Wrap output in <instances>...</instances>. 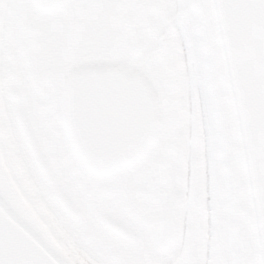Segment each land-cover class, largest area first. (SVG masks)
Here are the masks:
<instances>
[{"label": "flooded vegetation", "instance_id": "1", "mask_svg": "<svg viewBox=\"0 0 264 264\" xmlns=\"http://www.w3.org/2000/svg\"><path fill=\"white\" fill-rule=\"evenodd\" d=\"M187 1L63 0L44 11L32 0H0L1 156L26 182L18 145L38 165L32 145L47 167L46 141L53 138V242L59 250L71 249L75 260L201 264L206 106L197 44L191 20L185 21ZM98 67L143 76L158 106L150 149L137 163L107 175L79 165L63 118L70 75ZM175 193L176 222L164 228ZM209 263L218 264L217 249Z\"/></svg>", "mask_w": 264, "mask_h": 264}, {"label": "water", "instance_id": "2", "mask_svg": "<svg viewBox=\"0 0 264 264\" xmlns=\"http://www.w3.org/2000/svg\"><path fill=\"white\" fill-rule=\"evenodd\" d=\"M32 1L50 11L63 0ZM200 2L214 88L234 143L243 242L251 264H264V0ZM63 103L67 140L91 174L136 163L155 139V95L144 77L124 68L74 71ZM13 194L0 178V264H68ZM178 204L175 193L164 228L174 227Z\"/></svg>", "mask_w": 264, "mask_h": 264}, {"label": "rangeland", "instance_id": "3", "mask_svg": "<svg viewBox=\"0 0 264 264\" xmlns=\"http://www.w3.org/2000/svg\"><path fill=\"white\" fill-rule=\"evenodd\" d=\"M196 1L192 3L188 0V13H185V21L190 22V11L196 7ZM199 1V0H198ZM170 7V6H169ZM170 7L169 9H171ZM178 11H182L185 8L184 3L179 7ZM169 11V10H168ZM171 12V11H170ZM177 20H175L174 25H176ZM178 34L176 31L172 36ZM166 53V52H164ZM167 56V55H166ZM165 54L159 58L164 59ZM161 62H164L163 60ZM155 66V65H154ZM164 64L159 67V70L156 72L160 73L164 70ZM200 68V67H199ZM156 68L153 70V72ZM200 73L202 74L203 79V92L202 95L205 96V105L206 112L204 113L205 121V140H206V159L204 164V192H205V221L202 228V234L199 237V247L201 255V264H211L209 262L213 261V251L217 249V261L218 257L222 254L226 257V264H236L235 256V238H234V219L232 206H230L229 194L227 183L225 181V172L222 159L220 158V153L218 150V142L221 140L218 139V136L215 134L214 122L212 120L213 116L209 110L208 95L206 92L205 84L211 81V78L206 77L202 69L200 68ZM208 118V119H207ZM14 139H17L18 134L13 135ZM48 151H46L49 161V166L47 169L52 173L51 177L53 179V138L46 141ZM17 147V146H16ZM51 147V148H50ZM18 154H21L20 161L22 162L23 170L26 175V182L22 179H17L13 176L9 166L5 162L2 153L0 151V163L9 177L11 184L15 186L16 194L19 196L25 207L31 211V217L36 224L39 225V228L42 229L47 239L53 245V189L50 183L47 181L43 173L41 172L39 166L33 160L30 151L21 148L18 145L17 150L15 151ZM45 153V152H44ZM72 168H76V164L73 159L70 161ZM77 169V168H76ZM19 185H18V184ZM27 193H23L20 187ZM28 188V189H27ZM55 245V244H54ZM53 245V246H54ZM57 247V246H56ZM77 247H79L77 245ZM80 248V247H79ZM62 250H58L59 253L69 264H117V263H102V262H87L81 258V260L76 261L70 257V251L63 247ZM223 250V251H222ZM75 253V252H74ZM76 254V253H75ZM77 256V255H76Z\"/></svg>", "mask_w": 264, "mask_h": 264}, {"label": "bare ground", "instance_id": "4", "mask_svg": "<svg viewBox=\"0 0 264 264\" xmlns=\"http://www.w3.org/2000/svg\"><path fill=\"white\" fill-rule=\"evenodd\" d=\"M191 2L193 3L194 0H191ZM203 9L204 8L201 2L197 0L196 7H194V9L190 13L191 14L190 18L197 44V54H198L200 67L203 70L205 76L211 78L212 80L213 77L209 65L208 48L206 41L207 32H206ZM207 92H208L209 110L211 112V115L213 116L212 118L213 122L215 121L214 122V126H215L214 129L216 132L215 134L218 136V139L221 140L220 142H218V150L220 153V158L222 159V163L224 165V169H223L225 172L224 177L227 183L230 206H232V211H233L234 228H235L234 238L236 244V248H235L236 264H251V260L249 259L248 252H246L245 250L246 246H244L242 231L240 227V218H239L240 214H239V205L237 198V195L239 196L238 178H237L238 169H237L236 155L234 151V143L231 137L230 130H228L227 121L222 109V103L220 102L211 81H209L207 84ZM0 178H2L4 183L10 187L11 191L14 193L13 197L16 199V201L18 200L20 202L19 204L22 205L23 202L19 198L18 196L19 194L18 195L16 194L15 186L11 184L9 177H7L6 173L4 172L2 164H0Z\"/></svg>", "mask_w": 264, "mask_h": 264}, {"label": "trees", "instance_id": "5", "mask_svg": "<svg viewBox=\"0 0 264 264\" xmlns=\"http://www.w3.org/2000/svg\"><path fill=\"white\" fill-rule=\"evenodd\" d=\"M225 259L226 257L224 256V258L220 261V264H225Z\"/></svg>", "mask_w": 264, "mask_h": 264}]
</instances>
